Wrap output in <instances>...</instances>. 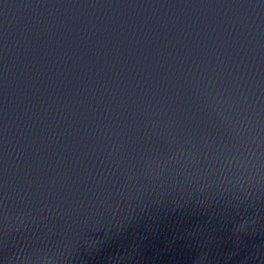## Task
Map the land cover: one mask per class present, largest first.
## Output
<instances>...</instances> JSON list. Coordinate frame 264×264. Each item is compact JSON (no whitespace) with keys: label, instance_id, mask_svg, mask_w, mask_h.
Instances as JSON below:
<instances>
[{"label":"water","instance_id":"1","mask_svg":"<svg viewBox=\"0 0 264 264\" xmlns=\"http://www.w3.org/2000/svg\"><path fill=\"white\" fill-rule=\"evenodd\" d=\"M0 264H264V0H0Z\"/></svg>","mask_w":264,"mask_h":264}]
</instances>
